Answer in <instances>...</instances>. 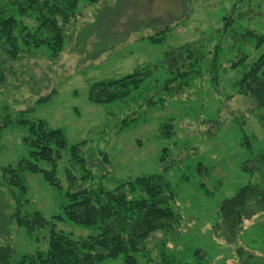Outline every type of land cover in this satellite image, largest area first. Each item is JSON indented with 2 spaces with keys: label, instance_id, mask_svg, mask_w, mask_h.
<instances>
[{
  "label": "rangeland",
  "instance_id": "rangeland-1",
  "mask_svg": "<svg viewBox=\"0 0 264 264\" xmlns=\"http://www.w3.org/2000/svg\"><path fill=\"white\" fill-rule=\"evenodd\" d=\"M7 1L1 5L12 10ZM17 19L31 31L36 27L32 17ZM64 30L57 55L30 47L0 62V119L10 120L0 138V176L26 156L21 118L61 129L69 145L86 143L79 154L85 181V170L67 153L57 167L60 190L26 174L28 212L48 219L61 213L66 175L78 190L161 176L180 224L174 234L151 236L136 255L138 264L158 262L162 251L173 264H264V211L245 220L236 239L213 231L220 204L256 180L244 163L264 150V109L237 92L241 75L264 56V0H99L81 3ZM178 47L192 55L180 76L165 58ZM145 70L123 102H89L93 83ZM2 187L0 247L13 259L45 249L48 229L14 225V200ZM55 225L78 239L91 234L68 222ZM101 264H124L123 256Z\"/></svg>",
  "mask_w": 264,
  "mask_h": 264
},
{
  "label": "trees",
  "instance_id": "trees-1",
  "mask_svg": "<svg viewBox=\"0 0 264 264\" xmlns=\"http://www.w3.org/2000/svg\"><path fill=\"white\" fill-rule=\"evenodd\" d=\"M97 1L8 0L12 10L0 2V62L2 55L16 60L23 50L30 47L45 46L53 56L57 55L65 44L64 27L74 20L80 4ZM17 17H32L35 29L31 31ZM160 40L158 37L149 38L154 44L161 43ZM189 49L178 47L166 54L170 72L176 69L180 76L181 70H185L184 61L192 56ZM146 73L148 71L145 70L93 83L89 88V102L94 105L123 102L138 88ZM237 92L252 98L259 109H264V56L254 61L241 75ZM9 121L7 116L0 119V138ZM18 124L27 125V133L22 137L27 153L14 164L1 169L0 187L7 189L14 200L11 222L27 232L47 228V245L45 249L14 259L9 248L0 247V264H101L105 259L118 256H123L124 264H138L136 255L144 251L145 242L151 236L160 234L166 237L176 232L180 219L168 206L169 198L165 196L166 186L161 176L139 177L110 190L82 187L78 190L75 189V179L66 175L69 186L62 194L65 202L61 205V213L48 219L38 211L28 212L30 201L27 198L26 174L39 175L50 188L60 190L57 167L63 153H67L73 165L85 170L80 178V181H85L88 171L79 154L86 143L69 145L61 129H51L42 121L27 123L21 118ZM103 161H108L106 156H103ZM243 169L256 177L255 182L244 185L233 197L220 204V219L213 227V231H220L228 239H236L243 222L264 211V150L254 160L246 161ZM58 222L87 228L91 234L75 238L70 233L57 230L55 224ZM161 243L165 247L166 241ZM161 254L158 262L152 263L148 259L145 264H173Z\"/></svg>",
  "mask_w": 264,
  "mask_h": 264
}]
</instances>
